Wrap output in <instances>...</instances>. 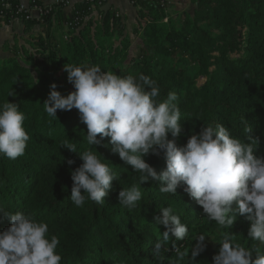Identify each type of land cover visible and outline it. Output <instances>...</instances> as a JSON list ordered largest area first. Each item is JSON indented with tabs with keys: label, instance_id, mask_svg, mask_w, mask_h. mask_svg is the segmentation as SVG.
<instances>
[{
	"label": "trees",
	"instance_id": "1",
	"mask_svg": "<svg viewBox=\"0 0 264 264\" xmlns=\"http://www.w3.org/2000/svg\"><path fill=\"white\" fill-rule=\"evenodd\" d=\"M192 1V9L179 18L169 17L157 0L135 2L140 8L138 56L131 54L129 41L122 36L121 21L109 13L100 14L101 22H95L90 3L76 7L83 21L67 33L62 47L52 32L60 23H73L75 14L66 16L58 8L40 19H26L16 14L19 2L9 0L12 9L0 18V28L22 20L25 35L32 34L36 25L44 27L46 35L22 43L14 39L4 47L10 57L0 60V103L9 100L19 105L30 136L23 156L12 160L0 155V206L46 222L49 235L60 240L57 252L62 264H156L154 243L165 229L153 224L154 217L169 205L189 227L188 237L175 241L176 247L191 249L199 234L213 242L196 257V264H213L221 233L245 247L254 243L247 239L250 221L245 216H239L229 230L219 228L207 220L185 185L178 186L174 195L160 193L159 181L140 185L139 174L112 153L110 138L91 147L118 180L103 204L86 201L82 208L74 206L71 172L83 161L62 145H75L77 151L89 148L87 127L77 109L57 110V117H49L43 105L53 83L64 96L75 91L64 70L68 63L99 65L103 71L124 76L143 73L157 82L161 99L169 92L177 94L184 126L178 146H185L205 124H222L245 143L255 142L254 155L264 158V0ZM199 79L205 80L201 86ZM144 159L158 174L166 170L163 152ZM69 160L75 163L69 165ZM133 184L140 187L143 198L129 211L119 203L118 194ZM10 224V217L0 214V231ZM169 249V257L174 258L171 241Z\"/></svg>",
	"mask_w": 264,
	"mask_h": 264
},
{
	"label": "clouds",
	"instance_id": "2",
	"mask_svg": "<svg viewBox=\"0 0 264 264\" xmlns=\"http://www.w3.org/2000/svg\"><path fill=\"white\" fill-rule=\"evenodd\" d=\"M64 70L75 91L64 96L53 83L43 105L49 117H57V110L75 108L87 127L89 148L77 151L75 145H62L83 161L71 172L70 199L74 206L82 208L86 201L103 204L113 181L118 180L91 147L110 138L112 153L139 174L140 185L159 181V192L173 195L178 186L185 185V192L202 206L207 220L221 229L229 230L239 216L250 221L247 239L254 242L252 246L245 247L229 234L221 233L213 264H264V158L254 155L255 142L245 143L222 124H205L180 147L177 140L184 133V126L175 92L161 99L157 82L143 73L138 77L124 76L103 71L99 65L70 63ZM25 120L18 104L9 100L0 103V155L15 160L25 154L30 140ZM169 134L173 139H169ZM161 152L166 170L158 174L144 157ZM67 163L72 165L75 161ZM142 198L136 184L122 188L118 194L119 203L129 211L137 208ZM0 214L11 221L10 227L0 231V264H62L57 252L60 240L49 235L46 222L30 213H9L2 206ZM154 221V225L165 229L157 234L154 243L156 264H196V257L205 250L207 236H196L197 243L191 249L176 247L175 241L188 237L189 227L170 205L162 208ZM170 241L174 258L168 255Z\"/></svg>",
	"mask_w": 264,
	"mask_h": 264
},
{
	"label": "crops",
	"instance_id": "3",
	"mask_svg": "<svg viewBox=\"0 0 264 264\" xmlns=\"http://www.w3.org/2000/svg\"><path fill=\"white\" fill-rule=\"evenodd\" d=\"M92 4V18L95 22H101L100 14L104 17L109 13L113 14L118 18L123 26L122 36L129 41L131 46V54L135 56L137 54L140 43H141V32L139 31L138 25V13L140 8L136 7L135 2L137 0H89ZM171 2V7L169 8L167 14L172 18H179L182 15H185L186 12L192 9L193 1L192 0H169ZM54 0H42L44 5H51ZM87 2V0H70V7L66 10H63V13L71 15L73 9L78 5ZM28 5V2H24ZM35 18H38L37 15H34ZM102 17V16H101ZM89 20H87L88 22ZM166 20L165 22H167ZM86 22V24H87ZM24 23L22 20H16L8 26H3L0 28V60H4L10 57V54L5 51V44L11 43L14 39H18L21 43L28 40L31 36L39 37L42 36L45 38L44 27L41 25H36L32 34H24ZM67 25L55 26V29L52 32V38L58 43L60 47L64 45L67 39Z\"/></svg>",
	"mask_w": 264,
	"mask_h": 264
},
{
	"label": "built area",
	"instance_id": "4",
	"mask_svg": "<svg viewBox=\"0 0 264 264\" xmlns=\"http://www.w3.org/2000/svg\"><path fill=\"white\" fill-rule=\"evenodd\" d=\"M19 5L16 9V14H20L25 16L26 19H35L34 15H37V19H40L44 15H48L54 12L58 8H62V10H66L70 7V0H54L51 5L41 4V0H17ZM28 2V5L24 4V2ZM37 1L40 3L38 4ZM161 8L167 14L169 8L171 7V2L169 0H157ZM86 3H90L87 0ZM91 4V3H90ZM12 5L9 3V0H0V18H5V10H11ZM76 15L74 22L67 24L68 32L71 30H75L76 28L81 26V22L83 21L79 16V13L76 8L73 9L71 15Z\"/></svg>",
	"mask_w": 264,
	"mask_h": 264
},
{
	"label": "rangeland",
	"instance_id": "5",
	"mask_svg": "<svg viewBox=\"0 0 264 264\" xmlns=\"http://www.w3.org/2000/svg\"><path fill=\"white\" fill-rule=\"evenodd\" d=\"M138 52H139V50H138ZM138 52H137V54H135V56H138ZM204 82H205L204 79H199V82H198L199 86L203 85ZM204 243H205V247H207V248H212L213 247V242L210 241V240H207Z\"/></svg>",
	"mask_w": 264,
	"mask_h": 264
},
{
	"label": "water",
	"instance_id": "6",
	"mask_svg": "<svg viewBox=\"0 0 264 264\" xmlns=\"http://www.w3.org/2000/svg\"><path fill=\"white\" fill-rule=\"evenodd\" d=\"M196 8H197V5L194 6V9H196Z\"/></svg>",
	"mask_w": 264,
	"mask_h": 264
}]
</instances>
